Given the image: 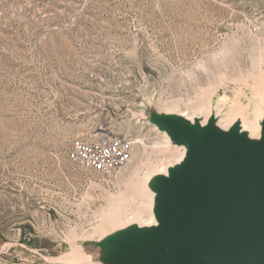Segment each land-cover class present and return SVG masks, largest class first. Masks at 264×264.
Here are the masks:
<instances>
[{"label":"rangeland","instance_id":"rangeland-1","mask_svg":"<svg viewBox=\"0 0 264 264\" xmlns=\"http://www.w3.org/2000/svg\"><path fill=\"white\" fill-rule=\"evenodd\" d=\"M262 46L264 0H0V264L88 247L108 194L126 189L117 176L142 146L105 178L69 161L74 139L107 132L150 149L163 139L142 110L181 100L188 114L220 71L230 80L215 100L233 98ZM149 149L144 161L163 159Z\"/></svg>","mask_w":264,"mask_h":264},{"label":"water","instance_id":"water-1","mask_svg":"<svg viewBox=\"0 0 264 264\" xmlns=\"http://www.w3.org/2000/svg\"><path fill=\"white\" fill-rule=\"evenodd\" d=\"M142 117L185 156L148 182L155 224H130L85 252L100 264H264V107L260 134L149 104Z\"/></svg>","mask_w":264,"mask_h":264},{"label":"bare ground","instance_id":"bare-ground-1","mask_svg":"<svg viewBox=\"0 0 264 264\" xmlns=\"http://www.w3.org/2000/svg\"><path fill=\"white\" fill-rule=\"evenodd\" d=\"M257 49L258 54H254L255 57L251 55L253 57V64L250 71L243 72V69L238 70L237 65L235 66L239 72L237 76L235 75V78L232 77L231 82L239 86H237L233 98L225 94L218 96L215 100L216 92L214 91H217L221 85H224L225 82L230 80L228 73L220 71L215 74V81H212L213 83L204 91V95L193 105L190 113L186 114L184 110L176 106L181 100L167 104L162 101H157L155 104L157 109L166 113H178L190 120L198 117L203 120L204 124L211 115H215L218 124L224 129H228L236 120H240L244 130L250 132L253 137H258L260 134L259 121L263 116L264 107V46ZM223 52L226 56L232 54L231 49L226 52L224 50ZM230 61L231 63H236L232 60ZM225 67H229L228 63ZM232 69L234 71V68ZM246 90H249V92ZM144 116L145 111L142 110L140 117ZM152 127L161 135L163 142L160 141L161 143L153 145L150 149H152L153 153L159 150V153L163 155V159L157 160L156 163H150L147 161L148 159L145 162L143 157L147 155L146 153H148L147 150L149 147L143 140H137L135 142L143 147V151L141 153H135L136 156L132 167L128 170V173L125 172L127 173L126 175L118 174L117 176L122 177V179L127 178L125 182L126 189L122 190L118 195L108 194L106 198L108 207L104 208L101 212L103 214H101L103 219L99 227L101 231L92 237L90 241L100 240L109 233L133 223L140 225L155 224L153 215L154 193L148 189V182L152 176L160 173L165 174L170 166L182 161L185 156V151L180 147L173 146L166 133L158 131L154 126ZM160 163L161 165H158ZM144 168L145 171L142 173ZM72 232L68 234L70 239L79 237L75 234L76 232ZM55 263L100 264L92 260V257L85 252L82 245H73L70 252L59 257Z\"/></svg>","mask_w":264,"mask_h":264},{"label":"built area","instance_id":"built-area-1","mask_svg":"<svg viewBox=\"0 0 264 264\" xmlns=\"http://www.w3.org/2000/svg\"><path fill=\"white\" fill-rule=\"evenodd\" d=\"M134 147L133 140L105 132L94 139H74L66 153L74 165L111 178L131 163Z\"/></svg>","mask_w":264,"mask_h":264}]
</instances>
